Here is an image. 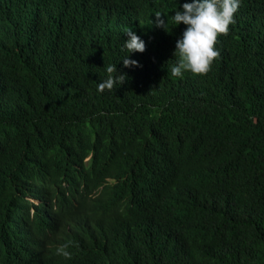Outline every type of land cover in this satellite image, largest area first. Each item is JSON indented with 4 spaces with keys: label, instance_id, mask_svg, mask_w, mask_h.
<instances>
[{
    "label": "trees",
    "instance_id": "16d2710c",
    "mask_svg": "<svg viewBox=\"0 0 264 264\" xmlns=\"http://www.w3.org/2000/svg\"><path fill=\"white\" fill-rule=\"evenodd\" d=\"M183 2L0 0V264H264V0L173 76Z\"/></svg>",
    "mask_w": 264,
    "mask_h": 264
},
{
    "label": "clouds",
    "instance_id": "9594fccd",
    "mask_svg": "<svg viewBox=\"0 0 264 264\" xmlns=\"http://www.w3.org/2000/svg\"><path fill=\"white\" fill-rule=\"evenodd\" d=\"M241 0H184L172 14L171 19L174 25L184 23L185 27L181 35L175 41L173 50L176 62L170 66V73L173 76H182L185 71L192 74L206 73L214 58L219 54L215 47L217 36L228 31L230 23L234 22V13L238 10ZM157 18L161 17L159 12L155 13ZM157 25L165 26L164 19L155 21ZM126 38L122 47L127 50L122 60L125 66H137L138 61L130 57L134 51L143 52L146 44L131 27L125 30ZM105 71L113 73L114 67L107 65ZM124 76L123 74H121ZM116 79H120L117 76ZM114 84L112 75L100 80L97 91L103 92L105 88L111 89ZM65 243L56 248V253L69 257L71 253L67 250Z\"/></svg>",
    "mask_w": 264,
    "mask_h": 264
},
{
    "label": "bare ground",
    "instance_id": "6f19581e",
    "mask_svg": "<svg viewBox=\"0 0 264 264\" xmlns=\"http://www.w3.org/2000/svg\"><path fill=\"white\" fill-rule=\"evenodd\" d=\"M104 260H106V259H104Z\"/></svg>",
    "mask_w": 264,
    "mask_h": 264
}]
</instances>
